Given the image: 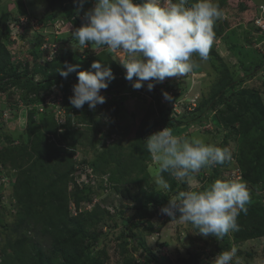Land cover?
<instances>
[{"label":"rangeland","instance_id":"rangeland-1","mask_svg":"<svg viewBox=\"0 0 264 264\" xmlns=\"http://www.w3.org/2000/svg\"><path fill=\"white\" fill-rule=\"evenodd\" d=\"M134 2L142 3V0H134ZM214 2L218 3L223 16L214 25V32L219 37L213 40L210 48L213 52L209 51L206 61H201L198 55L193 54V60L198 65L193 72L185 76L168 77L163 82L155 83L154 86L167 84L178 92L180 100L172 102L171 107L177 109L180 116L185 115L187 118L192 117L183 109V104L188 99L197 100L203 104L204 108L209 99L230 79H241L236 87L238 90L254 88L264 93V85L261 81L263 74L253 77L252 80L247 78L244 81L245 78H241L248 74V67L264 64V20L258 22L263 19L264 0H214ZM94 3L95 0H87L83 10L77 12L79 6L77 0H0V66L2 68L0 77H6L9 81L12 75H21L41 81L60 75L59 70L61 68L67 70L68 64L78 65L76 71L68 75L75 77L80 71H95L91 69L95 60L108 66L112 61L111 56L121 66L120 61L127 58L125 53L111 52L106 47L94 44L80 47L78 41L73 38L72 32L86 22L84 13L94 7ZM22 8L26 11L24 15L21 14ZM48 16H54V18L49 22ZM218 56L222 59L219 60ZM105 61H107L106 65ZM74 84L76 83L71 82L65 85L57 82L45 89L26 91L25 99L19 101L14 99L11 93L20 94L23 90L18 86H10L9 92L6 93L8 98L0 99V152L4 147L14 146V142L20 144V139L28 136L29 124L36 125L50 143H53L55 147L66 149L61 152L60 157L70 156L75 165L74 171L69 175V190L73 189L74 182L85 181L88 183L86 185L90 184L93 187L92 202L83 203L81 211L90 212L99 205L115 218L132 217L134 214L132 206L136 204L133 197H141L143 194L139 185L135 186L132 182H126L120 186L121 191L116 192L114 184L109 181V175L98 172L95 174L92 162L97 160L98 168H103L99 157L107 149L118 150L115 154H122L123 160L129 159L136 151V136L139 133H143V141H145L152 134L153 129L155 130L153 133L163 129L153 127L151 122L154 115L156 119L161 117L156 110L155 97L147 92L145 94L147 100L144 101L141 96L136 95V97L132 95L133 91L129 90L121 93L123 95L106 96V102L97 105L94 110H90L87 104L82 109L75 108L72 115V129H74H71L70 133L67 126L65 127L68 120L66 101L68 100L70 104L69 98L73 96ZM231 92L226 95L227 100H233ZM119 97L123 98L121 102L124 103V109L120 113H115L111 109L119 102ZM36 100L39 101L35 102ZM58 103L62 110L61 114L57 111ZM224 104L225 100L218 101L215 110L208 116L207 122H201L205 123L204 125L194 123L179 136L203 137L207 142L215 143L222 148L227 147L231 152V159L226 160L228 164L203 169L200 172L202 177L197 173L189 183L178 180L169 172L163 174L164 172L159 169V163L152 156L147 161L148 176H144L146 178L144 191L157 190L172 194L171 187L170 190L157 188L158 176H163L169 186H171L169 177L174 178L179 185L186 183L187 191L204 189L211 184L208 181L212 176H214L213 182L217 179L245 181L237 164L238 152L241 145L250 142L251 136H246L242 131L237 132L242 126L239 121L229 122L227 125L220 123L218 111L225 107ZM31 113L35 114L32 118ZM113 114L116 115L115 118ZM51 115L54 121H58L57 127L52 124V129H48L45 122ZM261 125L264 127V122ZM258 129L260 131V125ZM77 133L82 134L81 139L85 142L84 144L75 141ZM141 149L143 152L146 151L145 147ZM220 171V177L216 178V173ZM18 174L19 171L12 164L4 165L0 162V257L7 241L16 238L17 234H13L14 229L19 228L21 233L24 232L30 236L34 234L33 229H28L33 227L31 222L24 224L19 218L23 208L14 196L13 185V180ZM261 175V181H263L260 186L264 184V171ZM140 179H143V175H140ZM245 182L251 193L249 204L260 203L264 206V188L256 191L250 183ZM70 211L73 216L77 213L73 199L70 202ZM112 226L113 220L110 219L101 227L104 232H111ZM101 227L98 230L102 231ZM144 227H152L153 234ZM130 232V229L125 227L124 233L128 242L131 243L128 247L129 255L134 257L136 262L143 264V260H139L142 248L138 252L131 251L132 247L137 246L138 240L131 238ZM134 232L137 237L146 239V247H151L159 256L165 254L167 258L160 259V264H180V259H188L198 254L201 255L203 264H209L219 253L218 248L225 239L231 247L235 246L237 249L233 264H237V261L238 264H264V236L245 242L233 240V232L228 234L230 240L228 237L205 238L199 235L198 229L192 225L180 223L178 220L171 221V218L163 213L156 214L142 227L134 228ZM112 237L110 236L109 240ZM48 239L46 235V238L40 239V243L45 244ZM161 243H167V245L160 246ZM117 244L115 240L109 242L111 258L108 264H121ZM6 253H11V249L8 248ZM60 262V259L53 258L51 264Z\"/></svg>","mask_w":264,"mask_h":264},{"label":"trees","instance_id":"trees-1","mask_svg":"<svg viewBox=\"0 0 264 264\" xmlns=\"http://www.w3.org/2000/svg\"><path fill=\"white\" fill-rule=\"evenodd\" d=\"M22 10L21 14L24 15L26 11L24 8ZM53 18L54 16H48L47 21L50 22ZM6 30L10 31L9 28H6ZM217 37L219 35L215 33V38ZM110 58L112 61L108 66H111L115 79L111 81L107 89L101 90V94L105 97H115L132 90V95L141 96L144 101L147 100L145 97L147 92L154 95L156 110L161 116L160 119H156L154 115L151 119L155 128L169 127L175 134H182L194 123L204 125L208 120V116L212 114L218 105V101L225 100V107L218 111L220 123L227 125L229 122L239 121L242 126L237 132L242 131L246 136H251L250 142H245L244 145L239 147L237 164L245 181L250 183L254 190L259 191L264 188V184L260 186L263 181H261V174L264 171V127L261 125L264 122V93H260L254 88L251 90H238L236 87L241 79H230L209 99L204 108L203 104L198 103L195 113L186 112L187 115H192L191 118H187L185 115L176 114L170 107L171 102L180 97L175 93L171 97L172 100L166 99L164 93H167L169 90L167 87L169 86L159 85L149 91L147 88L148 82H144L141 89H134L132 82L125 79L124 67L118 65L112 56ZM218 58L219 60L222 59L220 56ZM68 66L73 65L68 64ZM1 69L0 66V73ZM247 73L245 77H241L245 78L244 81L247 78L252 80L253 77L263 74L260 78L264 85V64L248 67ZM57 82L65 85L71 82L78 83V76L64 78L58 75L41 81L21 75H12L9 81L6 77H0V99L8 98L6 93L9 92V87H12V85L23 90L20 94L11 93L14 99L19 101L25 99L26 91L45 89ZM67 90L69 89L67 88ZM229 92H231L233 100H227L226 95ZM122 99L119 97V102L113 105V108L111 107V110L115 113H120L124 109ZM37 101L39 100L35 102ZM66 110L68 120L65 127L67 126V130L71 133L72 115L75 108L69 104L68 100L66 101ZM34 115V113H31L30 117L32 118ZM51 116L46 118L45 122L48 129H52L53 125L57 127L58 121H54V117ZM113 116V118L116 117L114 114ZM202 121H205V123L202 124ZM32 125L29 124L28 136H23L24 138L19 141L20 144L9 141L14 146L4 147L0 152V162L4 165L10 163L19 171L17 178L13 180L14 196L23 208L19 218L24 224L25 222H31L30 224L33 227L28 229H33L34 234L30 236L24 232L21 233L19 228L14 229L13 234H17L16 238L9 239L2 249L0 264H51L53 258L60 259L59 264H108L111 258L109 242H112V240L118 243L119 262L121 264H140L139 261L136 262L134 257L129 255L130 250L128 247L131 243L128 242L124 233L125 227L130 229V237L138 240L137 246L132 247L131 251L138 252L142 248V253H139V260L142 259L143 264H160V259L167 258L165 254L159 256L151 247H146V239L137 237L133 230L149 223L156 214H161V209L167 205L168 198L178 195L181 191H187V188L186 183L179 185L174 178L169 177L168 181L171 185L172 194L157 190L144 191L143 186H146L145 177L148 176L147 161L152 158V154L147 150L146 141H143V133L136 136V151L129 159L123 160L122 154H115L118 150L107 149L99 157V162L103 164V168H98L97 160L92 162L95 174L97 172L108 174L109 181L114 184L116 192L121 191V185L132 182L135 186L139 185L140 191L143 193L141 197H133L136 204L132 206L134 212L132 217L115 218L110 215L108 210L99 205L90 212L81 211L83 203L92 202L93 187L90 184L86 185L88 183L85 181L82 183L74 182L73 189L69 190V175L75 167L70 156L61 158V152L66 151V149L55 147L53 143L45 138V135L41 134L36 125ZM259 125L260 131L258 129ZM147 131L149 132V129ZM153 131L155 130L153 129ZM81 136V133H77L75 141L84 144L85 142L82 141ZM141 147H145L146 151L143 152ZM140 151L142 152L138 155ZM252 162L254 163L251 164ZM225 164H228V162L225 161ZM220 173L221 171L216 173V178L220 177ZM199 174L202 177V174ZM140 175H143V179H140ZM213 180L214 176L208 182L213 183ZM72 199L77 211L74 216L70 211ZM247 209L246 214L241 212L237 218L238 230L233 232V240L236 242H245L264 236V206L260 203L248 204ZM110 219L113 220L112 231L104 232L101 226ZM100 227L102 231L98 230ZM144 229L153 234L152 227H144ZM46 235H48V241L45 244L40 243V239L46 238ZM110 236L113 237L109 240ZM225 237L229 239L228 235ZM166 245L167 243L160 244V246ZM230 247L231 244L225 239L224 243L218 248V252L227 251ZM8 248L11 249V253L7 254L6 250ZM200 261V256L195 255L190 256L188 259H180L179 263L200 264Z\"/></svg>","mask_w":264,"mask_h":264},{"label":"clouds","instance_id":"clouds-1","mask_svg":"<svg viewBox=\"0 0 264 264\" xmlns=\"http://www.w3.org/2000/svg\"><path fill=\"white\" fill-rule=\"evenodd\" d=\"M77 2V12L82 11L87 0ZM222 16L223 11L214 0H95L94 7L84 13L86 22L72 35L80 47L94 44L125 53L127 58L120 61L126 70L125 79L137 90L148 82L147 88L152 91L155 83L193 72L198 66L193 54L201 61L208 59L215 38L214 25ZM77 67L61 68L59 74L67 78ZM91 69L95 71L78 72V83L73 85L69 100L76 109L87 104L94 110L104 104L106 97L101 90L115 79L111 67L100 61H94ZM164 95L170 99L167 93ZM145 141L161 172L189 183L201 170L231 159L227 147L207 142L203 137L176 135L169 127L154 132ZM156 185L159 190H170L163 176L156 178ZM250 202L251 193L245 181L217 179L202 190L170 196L161 212L171 221L192 225L205 238L223 239L238 230L237 218L241 212L247 213ZM236 254L233 246L217 253L209 264H233ZM197 256L203 264L201 255Z\"/></svg>","mask_w":264,"mask_h":264},{"label":"bare ground","instance_id":"bare-ground-1","mask_svg":"<svg viewBox=\"0 0 264 264\" xmlns=\"http://www.w3.org/2000/svg\"><path fill=\"white\" fill-rule=\"evenodd\" d=\"M263 19L261 20V21H258L259 23L260 22H262L263 20H264V14H263ZM263 25V24H262ZM167 85V84H166ZM167 86H169V85H167ZM168 88H171V87H168ZM172 89V90H171ZM171 89H169L168 91H167V94H168V96L170 97V99H171V97L172 96H174L175 95V93L180 97V94L178 93V92H176L175 90H173V88H171ZM171 92H174V93H171ZM172 100V99H171ZM176 100H180L179 98L178 99H176ZM175 100H173L172 102H174ZM172 102H171V104H172ZM62 103V102H61ZM198 101L197 100H187L184 104H183V109H185L186 110V112H189V113H194L195 111H196V109H197V106H198ZM171 104H170V107H171ZM63 105V104H62ZM173 109V108H172ZM57 111H60L59 113L61 114L62 113V110L60 109V105H59V103L57 104ZM173 111L176 113V114H178L177 112H178V110L177 109H173ZM179 115V114H178ZM165 128V127H164ZM163 128V129H164Z\"/></svg>","mask_w":264,"mask_h":264},{"label":"built area","instance_id":"built-area-1","mask_svg":"<svg viewBox=\"0 0 264 264\" xmlns=\"http://www.w3.org/2000/svg\"><path fill=\"white\" fill-rule=\"evenodd\" d=\"M63 122V121H62Z\"/></svg>","mask_w":264,"mask_h":264}]
</instances>
